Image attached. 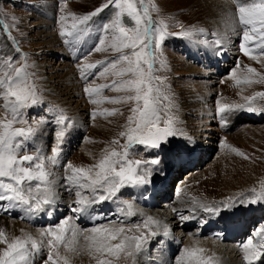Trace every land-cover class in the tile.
<instances>
[{"label": "rangeland", "instance_id": "obj_1", "mask_svg": "<svg viewBox=\"0 0 264 264\" xmlns=\"http://www.w3.org/2000/svg\"><path fill=\"white\" fill-rule=\"evenodd\" d=\"M213 1L143 0L144 6L148 8V16L151 17L153 23L165 30L161 47L157 51L158 59L153 72L154 76L160 77V80L154 81V84L159 85L161 89L158 100V107L162 116L160 126H163L164 118H171L177 134L169 137L168 142H165L161 149L145 150L140 147L142 145H136L130 149L128 159L142 162L150 161L153 158L160 160L158 165H144L151 170V182L149 184L135 188L126 187L118 194V198L128 199L126 201L133 204L136 215L129 218L120 212L121 208H125L121 203L123 200H119V203L107 202L105 205L110 207L112 213H107V211L103 213V207H98L99 212L96 213L101 219L106 218V221L80 227L74 223L72 220L74 217H71L69 211L57 214L56 218L53 217L52 206L45 212L44 221L42 220L39 224L30 219L21 218L24 217L23 215L18 218L13 214L14 210L25 214L21 209H13L10 212L0 209V221L7 220L10 223L13 222L25 227L26 230L24 229L20 238L26 239L31 236L37 241L43 239L41 252L34 255L35 264H64L65 258L68 264H99L101 259L110 262V264H149L141 257L148 254H150L148 256H152L165 243L162 240L165 238L159 237L165 232L162 220H158L156 216L158 214L160 218L163 216L162 219L170 224L173 223V221L168 220L170 212L176 215L174 216L176 220L178 218L183 223V228L186 229L184 230L181 226V230L172 231V239L174 235H178L180 232L184 236L179 241L171 240L175 244V251L172 252L170 259L173 264H185L181 261L185 241L188 238H206L196 237L193 234L196 231V226L188 228L184 224L186 220H181V216L191 218L192 215H200L205 212V206L220 207L222 213L217 215L219 217L222 215L225 218L220 219L219 227H227V216L234 213L253 212L259 208L255 214L251 215L250 225L247 226L248 231L242 241L237 240L234 244L239 246V249L237 248L239 253L237 254L241 252L239 260L240 257L244 259L245 255L243 254H245L249 238L252 240L254 250L263 245L264 201L249 205L247 200L253 195V189L256 192L264 191V97L255 95L256 93H264V49L258 47L261 40L259 33L264 32V28H261L257 21V31L253 33L251 26H242L239 23L238 7L241 4L253 3L255 0H239V3L237 0H218V2L227 1L229 4L235 28H228L229 30L227 29V32L222 34L216 32L217 18H211L209 15L212 8L215 9L214 6L216 7V4L213 5ZM50 2L55 4L51 27V23L47 21L48 17L43 15L49 14L47 11L51 10L52 6L48 7L47 4ZM107 2L108 0H0V21H2L0 23V79H4L8 74L12 75L15 80L31 83L35 86L37 95L42 98L41 103L24 110L26 123L13 125V127L25 129L33 128L34 138L38 137L36 138V146L38 144L42 146L38 145L34 149L32 142H29L27 150H21L17 155L38 156L42 154L45 158L52 156L53 147L59 143L56 139V132L63 127H68L69 130L63 145H61V150H65L66 155L59 153L55 165L45 159V167L51 173L49 179L53 183L54 191L57 187L54 184L57 183V177L56 179L53 178L55 177L54 173L59 172L57 173L58 178L60 177L59 185L62 183L60 187L66 192L63 202L66 201L69 204L76 201L77 197L75 189L71 193L66 190L69 182L65 179L62 181L66 166L71 164L76 168L84 167L86 170L91 168L92 172H95L96 169L93 166L107 152L115 150L123 153V146L127 143V139L120 133L127 131L128 117L133 115L131 109L136 106L135 101L124 102L121 100L118 103H112L106 99L122 98L127 95L128 93L125 91H116L113 82L118 84L122 79H128L131 74L126 77H119L113 74L115 70L110 67L107 73L97 74L103 72V68L108 66L109 61L118 59L120 55L110 47L112 36L119 35V33L114 27H110L108 30L103 29L104 23L110 25L113 23L114 12L116 11L114 3L97 17H94L92 21H89V24L93 25L89 33H74L72 37L60 35L62 27L66 33L72 31L73 17L70 14L81 17ZM135 2L139 8L141 0H135ZM42 9L47 11H42ZM141 15H144L142 10ZM61 16H66L67 19L61 22ZM213 21L217 22L213 23ZM145 22L147 21L145 20ZM42 23H48V26L44 27ZM121 24L130 29L135 27V22L127 17V14L121 17ZM245 27L254 37L253 41L246 42L250 45V55L248 56H245L240 50L241 37ZM183 32H189L191 35H176V33ZM49 34L53 37L54 42L45 45V40H47L45 38ZM76 35L81 37L77 40V45L82 46V51L79 56L74 58L66 53L65 49H67L68 43L66 44L65 40H76L74 39ZM101 37L105 40L103 45L99 44ZM217 39L223 41L222 45L219 46V49L222 50H218L214 43ZM189 44L195 46L197 50H202L199 51L200 55L203 53V49H206V54L199 56V59L193 54V49ZM97 45L104 50L94 51ZM123 51L125 54H131L132 49H124ZM218 55L228 56V60L221 63V68H223L221 71L215 70L216 65L213 63L215 58L221 59ZM9 63L12 65L11 68L8 67ZM89 64H97V68L89 69L86 67ZM122 65L123 62L117 65V69ZM65 66L69 69H63ZM209 67L213 69L210 68V72L207 69ZM249 67L255 69L256 74L248 72ZM16 68L23 69L19 77L15 74ZM70 70L74 81L77 83L76 87L79 92L77 97H73L74 91H71L70 96L65 95V87H63L65 80L63 79L62 82V78ZM246 79L253 82L244 83L243 81ZM237 80H240L241 83L237 84ZM201 81H204L206 85ZM199 82L205 85L204 88H199L206 90L207 94L209 91L211 92L206 95L209 97L208 106L211 109L208 115V123L202 124L201 127L199 124L203 122L197 121L195 108L190 105V97L194 99L196 97L200 103H203L199 97L201 93L198 94L195 91ZM209 82L211 83L207 84ZM105 84L110 85V87L101 88L98 94H93L91 97L84 92L85 87L99 88ZM2 92L3 89L0 88V93ZM245 97H254L250 105L254 111L249 112L247 110L248 102L244 99ZM11 99L14 100V98ZM91 100L101 102L92 103ZM4 103V97L0 94V121L6 122L7 119L11 118V113L4 108ZM218 103L245 105V107L234 108L226 114V119H222L221 115L223 114L217 113ZM140 105L142 106V101ZM69 108L77 111L80 125H77L72 115L69 114ZM93 113H95L94 117ZM58 115L67 118L61 128H58L60 126L56 127ZM207 127H209L208 130ZM79 130V135L74 137L71 144L65 146L66 140ZM176 149L183 150L184 155H187L183 156L184 158H179L183 161L177 160L182 155H179L175 151ZM193 150L199 153L198 156ZM161 154L164 155L161 156ZM194 162L197 164L195 165ZM163 174L166 176L162 177ZM32 183L35 184L36 182ZM151 184L157 187L164 185L166 189L164 188L163 193L166 196H158V207L145 209L137 203L131 191H139ZM81 191L85 196H91L89 190L82 189ZM68 193L73 196L71 197ZM241 198L245 200L244 204L239 203ZM165 202H169L167 207L162 206ZM224 204H230L232 207L223 212L226 210L223 207ZM116 210L121 215L119 218L115 215ZM152 213L154 217L151 216ZM214 214L215 212L208 216H217ZM26 216L27 219L32 217ZM243 216L249 217L247 214ZM148 217L158 221L159 227L155 224H149L148 227H145V221ZM62 219L69 221V230L65 233V239L59 245L49 247L47 241L51 237H42L41 232L49 227L55 229V226ZM199 219L194 222L198 223ZM117 221H123V223ZM92 227H122L125 229L122 235L142 236L145 242L139 253L133 247L120 251L116 256H111L108 253L100 254L94 249H90V241L85 239L86 236L92 235L88 231ZM73 229L76 230L75 236H73ZM153 232L156 235H151ZM211 241L219 243L215 239ZM118 242L119 239L112 241L113 244ZM1 246L5 247L6 245L2 244ZM144 250L145 252H143ZM259 251L262 252V258L252 262L264 264V251L262 248ZM129 252L132 254L129 255ZM226 254L228 256L233 255L229 252ZM49 255L52 257L51 260H49ZM199 255L205 258L208 256L203 253ZM211 258L213 264H223L221 260ZM245 262L243 263L246 264Z\"/></svg>", "mask_w": 264, "mask_h": 264}, {"label": "snow or ice", "instance_id": "obj_2", "mask_svg": "<svg viewBox=\"0 0 264 264\" xmlns=\"http://www.w3.org/2000/svg\"><path fill=\"white\" fill-rule=\"evenodd\" d=\"M239 3V0H237ZM114 3L116 11L114 12V20L112 25L109 23L103 24V29L108 30L110 27L119 33V35L112 36V43L110 47L117 53H120L118 59L108 62V66L103 68V72L97 73L103 75L109 71V67L114 71V75L119 77L129 76L128 79H122L118 84L113 82L116 91H125L128 93L122 98H106L109 102L118 103L121 100L124 102L135 101L136 106L131 109L133 115L128 117L129 126L126 132H121V136H126L127 143L123 146V153L112 150L98 161L93 167L96 169H85L84 167L76 168L71 164L66 166V171L70 170L71 175H66L65 180L69 182L67 191L72 192L75 189L77 197L75 206L71 211L79 215L88 213L93 209L94 205L105 202H116L118 194L125 187H140L149 184L151 170L144 165H158L160 160L153 158L150 161H140L128 159L130 149L136 145H142L146 150L161 149L165 142H168L169 137L177 134L173 126L171 118L163 119V126L161 127L162 116L158 107V100L161 94L159 85L154 84V81L160 80V77L154 76V65L158 59L157 51L161 47V41L164 39L165 30L157 27L151 17L148 16V8L144 6L141 0L139 8L135 0H108L106 4L97 7L81 17H73L72 31L65 32L62 27L61 36H74L77 34L89 33L93 25L89 24L94 17H97L102 11L109 8ZM141 10L144 15H141ZM239 23L242 26H251V31H257V21L261 28H264V0H255L253 3L241 4L238 7ZM127 14L132 21L135 22L134 28H127L121 24V17ZM13 19H15L13 17ZM67 19L66 16H61L60 21ZM145 20L147 22H145ZM2 23V21H0ZM82 26V27H78ZM176 35L190 36L191 33L183 32L176 33ZM261 40L258 47L264 49V32L259 33ZM80 35H76L74 39L79 40ZM254 37L250 35L249 29H243V36L241 37L240 50L245 56L250 55V45L246 42H251ZM65 43L69 41L65 40ZM105 40L101 37L99 44L103 45ZM217 46L222 45V39H217L214 42ZM124 49H132L131 54H125ZM97 45L94 51H102ZM218 50H222L219 49ZM23 59V58H22ZM123 65L117 69V65ZM8 67L12 65L9 63ZM89 69H96L97 64H89L86 66ZM22 68H16L15 74L20 76ZM248 72L256 74V70L248 68ZM241 83L240 80L236 81ZM244 83H252L251 80H245ZM110 85H101L99 88L85 87V94L90 97L93 94H98L101 88H108ZM0 88L3 92L0 93L4 97V108L11 113V118L7 121H0V209L5 212H10L13 209H21L28 215L35 217L37 214L47 212L49 206L55 201V191L52 181L49 179L51 173L46 170L45 159L51 164L57 163V158L61 151V145L68 132V127L61 128L56 132V139L59 142L57 146L52 149V156L45 158L42 154L33 156L25 154L18 156L17 153L21 150L26 151L28 143L33 138L34 129L28 127H13L15 123H26L24 110L31 108L42 102V98L36 93L35 86L31 83H26L20 80H15L12 75L6 74L4 79H0ZM155 93V95H153ZM256 96L264 97V93H256ZM11 98H14L11 99ZM248 102L247 110L254 111L251 107V101L254 97H245ZM142 101V106L140 102ZM92 103H99L101 101L91 100ZM245 105H227L219 104L217 106V113L221 115L222 119H226V114L230 113L234 108H244ZM109 114H112L109 112ZM95 113H93V117ZM66 117L58 115L56 117L57 124H65ZM134 125V126H133ZM36 182L33 184L32 182ZM82 189H87L91 192V196H85ZM253 195L247 200L249 205L256 204L258 201H264V191L256 192L252 190ZM125 208H121L120 212L127 217H133L136 212L133 210V204L130 201H121ZM239 203L244 204L245 200L241 198ZM224 208H231L232 205L224 204ZM126 209V210H125ZM205 212L219 214L221 209L219 206H205ZM24 218V217H21ZM95 219V217L93 218ZM188 217L181 216V220H188ZM123 223V221H117ZM149 224H155L159 227V222L154 221L152 217H148L145 221V227ZM69 230V221L62 219L61 222L55 226V229L49 227L43 229L41 236H50L51 239L47 241L49 247L59 245L65 239V233ZM91 236H86L85 239L90 241V249L95 252L104 254L108 253L111 256H116L120 251L135 248L139 253L143 247L142 236H127L122 235L125 229L111 228V227H92L89 229ZM167 227L165 226V234H167ZM76 235V230L73 229V236ZM156 235V233H151ZM119 239L118 243L113 244L112 241ZM0 244L6 245L0 248V264H35L34 255L40 253L43 247V239L37 241L31 236L26 239L16 237L8 240L3 232L0 230ZM67 247V245H65ZM260 248L264 249V245ZM203 249L195 248L192 250H185L184 256L186 258L185 264H213L211 257H203L199 253ZM129 255L132 253L129 252ZM262 252L254 250L252 247V240L249 238L247 247L245 248L244 260L249 264L253 260H260ZM52 257L49 255V260ZM64 264H68L67 259H64ZM99 264H110L106 260H99Z\"/></svg>", "mask_w": 264, "mask_h": 264}, {"label": "bare ground", "instance_id": "obj_3", "mask_svg": "<svg viewBox=\"0 0 264 264\" xmlns=\"http://www.w3.org/2000/svg\"><path fill=\"white\" fill-rule=\"evenodd\" d=\"M219 2H222V1H219ZM219 2H218V0H216V1L214 0L213 1V5L216 4V7L214 6L215 9L212 8V11L209 12V15H211V18H215V17L217 18L218 22L217 21H213V23L217 22V24H216V28H217L216 32H220L222 34V33H226L228 28H235V26H234V22H233V16L231 15L232 10H231L229 4L227 3V1L226 2H222V3H219ZM52 3L50 2V3L47 4L48 7L52 6L51 10L47 11L45 9H42V11H47L49 13L47 15L46 14H43V15L48 17L47 21L51 23L50 27L52 26V23H53L52 22L53 21L52 20V17H53L52 13L55 10V4L54 3L52 4ZM42 25H44V27H45V26H48V23L47 24L42 23ZM45 39H47V40H45L46 41L45 45H48V44L52 43V41L54 42V39H53V37L50 34ZM55 41H57V40H55ZM63 47H64V44H63ZM190 47L193 49V54H195V56L198 57V58H199V56H204L206 54L205 53L206 49H203L204 51L200 55L199 51H202V50H199V49L197 50V48L195 46H193V45H190ZM217 48H219V46H217ZM65 50H66V53H68L72 57L76 58L77 56L80 55V53L82 51V46L81 45H77V40H72V41H69L68 47ZM218 57L221 58V59H216L215 58L213 60V63L216 65V67H215L216 69L215 70L221 71V70H223V68H221V63L223 61H227L228 60V56L226 57V56L218 55ZM198 63L201 64V62H198ZM66 68L69 69V67H66V66L63 69H66ZM210 68L212 69V67L207 68L209 72L211 71ZM71 74L72 73H71V70H70V72H66V74L62 78V82H63V79L65 80V82H63L64 83L63 87H65V92H66L65 95L66 96L67 95L70 96L72 94L71 91H74L73 97H77L79 95L78 88L76 87L77 83L74 81V79H73L74 77H72ZM62 82H61V84H62ZM201 82L205 84L204 81H201ZM201 82H199L198 87H196L195 91L198 92V94L201 93V95L199 97L202 99L203 103H200L199 102L200 100L197 99L196 97H195V99L190 97V105L195 108V116H197V118H196L197 121L198 122L199 121L203 122V123H200L201 125L199 124L200 127L202 126V124L205 125L206 123H208V118H209L208 115H209V112L211 110L209 108V106H208L209 97L206 96V95L210 94L211 92L209 91V93L207 94L206 90H204L202 88H199V87H203L204 88V86L206 85V84L205 85L200 84ZM210 83L211 82H209L207 84H210ZM53 91L55 92V90H53ZM203 95H205V96H203ZM69 114L72 115V118H74L75 123L77 125H80V123H79L80 121H78L79 117L77 115V111H74V110L69 108ZM57 126H60L58 128H61V124H57L56 127ZM54 128H55V126H54ZM206 129L208 130L209 127H207ZM80 130H82V129L80 128ZM80 130L77 133H73L74 135H72V137H69L66 140V145L65 146H67V145L72 143V141L74 140V137L79 135ZM210 130H211V128H210ZM36 138H38V137L34 138V136H33L32 140L30 141V142H32V145H33L34 149L37 148V146L39 145L38 144L36 146V142H37ZM62 145H63V143H62ZM39 146H42V145H39ZM140 147L141 148L143 147L145 149L144 146H140ZM86 149H87V147H86ZM64 151L65 150H63V151L61 150L60 151V155L61 154L63 155L65 153ZM175 151L179 155H182V156L178 157V159H177L178 161H183V160H180L179 158H184L183 156H187V155H184L185 153H184L183 150L176 149ZM193 151H195V150H193ZM195 153L198 156L199 153H197L196 151H195ZM65 155H66V153H65ZM162 155H164V154H161V156ZM195 161H196V159H195ZM196 164L197 163H195V165ZM188 165H191V164H188ZM174 167H175V165H174ZM57 173H59V172L54 173L55 177H53L54 179H56V177H57V179H56L57 183L56 182L54 183L57 186L56 190H55V193H56L55 201L51 205L52 209H53V211H52L53 217L56 218L57 214L64 213V211H66V212L69 211L68 213L71 215V217L72 218L74 217V219H72L74 221V223L76 225H79L80 227L86 226V224L87 225L97 224L98 222L106 221V218L101 219L100 217H98L96 215V213L99 212L98 207H103V210H102L103 213L105 211H107V213L110 212V210H111L110 207L105 205L107 202L102 203V204H98V205H94L93 209H90L88 213L79 215V218H77V214H75V213H73L71 211V207L75 206V201L72 202L71 204H69L66 201L63 202V197H64V194L66 195V192H65V190L62 187H60V186H62V183H61V185H59L60 182H58V181H59L60 177L58 178V174ZM66 175H70V171L69 170L66 171V169H65V173H63V177L64 178H62V181H64ZM165 176H166L165 174L162 175V177H165ZM162 179L164 180V178H162ZM164 188L166 189V187L164 185H162L161 187H157L154 184H151L149 186H145L144 188H142L139 191L134 190V191H131V192L133 194V197L137 201V203L142 205L145 209H153L154 207H158V204H159L158 196H160V195H162L163 197L166 196V194L163 193ZM70 193H68V194L70 195ZM126 193H129V191H126ZM70 196L72 197L73 195H70ZM119 200L125 201V200H128V199L117 198L115 203H119L118 202ZM109 203H111V202H109ZM167 205H169V202L163 203L162 206L163 207H167ZM68 206H70V207H68ZM56 207H57V209H56ZM145 209H144V211H147ZM112 211H113V209H112ZM177 211H179V210H177ZM226 211H228V209H226L223 212H226ZM256 211H253V212L248 211V212H244V213H234L231 216H227V219H226V220H228L227 221V227H225V226L219 227V224H221L220 223L221 222L220 219L221 218H225V217L222 216V215H220V217H219L217 215V213L214 214V215H217V216H213V217L208 216L211 213H205V212H202V214H200V215L197 214V216L192 215V217L189 218L188 220H186V222L184 224H186V226L188 228H190V227L192 228V227L196 226V228H195L196 231L193 234H195L196 237H199V238L205 237L206 239H192V238L190 239V238H188L185 241V245L183 247V252H185V250H189L190 251L192 249L199 248V249H203V252H201V253L205 254V256L208 255L206 257H209V256L214 257V259H216V260H221L223 264H231V263L232 264H236V263L237 264H239V263L240 264H244L243 262H245V260L243 258L240 257V260H239V256L241 255V252H240V254H237V253H239V250H238L239 246H237V245L235 246L234 242H237V240L242 241V239L244 238L246 232L248 231V227L247 226L250 225V222H251V221H249V219H250L251 215L256 213ZM111 213L112 212H110V214ZM220 213H222V212H220ZM13 214L16 215V217L18 216V218H19V216L23 215L25 220H29L30 219L33 222H35L36 224H39L42 220L44 221V217H45V213H41V214H37L35 217H30V218L27 219L26 214H23V213H21V212H19L17 210H14ZM244 214L249 215V217L247 218V216H243ZM115 215H116L117 218H119L121 216L120 213L117 210H116V214ZM169 215L170 216H169L168 220H171V222L173 221V223H170V224H167V222L162 219L163 216H161V218H160L159 214L156 216L158 220H162V224H163L162 226H163L164 231H165V226L167 227V230H168L167 234H165V232H164V235H159V237L160 238H165L167 240L162 239L163 241H165V243L162 246H160L158 248V252L155 251V254L153 253L152 256H148V255H150V254H148L147 256L143 255L141 257L142 260H145V262H148L149 264H169V263L173 264V261H171L170 257L172 255V252L175 251V244L171 240L179 241L181 239V237H183L184 235L180 232L178 235H174L177 238H175L173 236V239H172L171 233L175 229L181 230V226L183 228L184 225H183V223L181 221L178 220V218L176 220V218L174 217V216H176L175 214L170 212ZM151 216H153V213L151 214ZM242 216H243V218H242ZM94 217H95V219H93ZM198 218H200L199 219L200 221L198 223L194 222ZM252 218H253V216H252ZM226 220L224 219V221H226ZM24 229H25V227L23 225L15 224L13 222L10 223L7 220L0 221V230H3L6 238L9 241L11 239L16 238V237H21V234L24 231ZM163 229H162V231H163ZM184 230H186V229H184ZM162 236H164V237H162ZM208 239H211V240L215 239L219 243H216L215 241H211V240H208ZM225 242L226 243L228 242V243L224 244ZM262 242H263V245H264V238L262 239ZM1 245L2 244H0V248H3ZM259 249H261V248H257L255 250H259ZM263 251H264V249H263ZM143 252H145V250ZM226 252L227 253L229 252V254H231V255L233 254V255L232 256H230V255L228 256L226 254ZM201 253H199V254H201ZM145 254H147V253H145ZM236 254H237V256H236ZM243 255H245V254H243ZM181 257H182L181 261H183L185 263L186 262V258L184 256V254H182ZM263 257H264V255H263ZM141 259H140V261H141ZM177 263H179V262H177ZM245 263L249 264L248 261H246ZM251 264H258V263L257 262H251Z\"/></svg>", "mask_w": 264, "mask_h": 264}]
</instances>
